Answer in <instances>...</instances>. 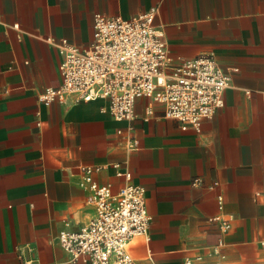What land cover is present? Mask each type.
Returning a JSON list of instances; mask_svg holds the SVG:
<instances>
[{
  "label": "crops",
  "instance_id": "1",
  "mask_svg": "<svg viewBox=\"0 0 264 264\" xmlns=\"http://www.w3.org/2000/svg\"><path fill=\"white\" fill-rule=\"evenodd\" d=\"M153 7L173 61L213 54L230 72L223 105L199 130L156 103L146 117L147 98L131 120L114 118L105 98L39 99L60 83L51 39L86 47L95 12ZM112 163L143 186L151 216L126 246L137 264H264V0H0V264H90L71 260L58 234L95 214L81 167L116 192L125 180ZM215 214L229 227L221 255H208L221 236Z\"/></svg>",
  "mask_w": 264,
  "mask_h": 264
},
{
  "label": "built area",
  "instance_id": "2",
  "mask_svg": "<svg viewBox=\"0 0 264 264\" xmlns=\"http://www.w3.org/2000/svg\"><path fill=\"white\" fill-rule=\"evenodd\" d=\"M156 8L128 18L119 15L93 14L92 39L86 47L65 38L54 41L59 54L60 83L47 86L39 99L53 100L105 98L106 109L117 120L134 118V104L147 98L146 117L152 115V103L160 104L165 117L176 119L181 128L199 130L201 122L223 105V92L230 85V72L218 65L213 54H199L173 61L168 54L167 40L161 26L155 24ZM249 93V90H245ZM129 148L137 140L128 136ZM124 183L116 192L109 184L92 179V167H81L79 185L91 191L95 214L76 230L62 229L58 239L71 260L90 264H137L126 246L137 236L148 234L151 216L147 211L144 188L132 183L127 167L112 163ZM192 184L199 183L194 178ZM221 232L218 240L206 246L208 255L220 254L223 234L229 218L215 214ZM264 247V236L259 239ZM201 258V254L196 255ZM189 263L190 260H185Z\"/></svg>",
  "mask_w": 264,
  "mask_h": 264
}]
</instances>
